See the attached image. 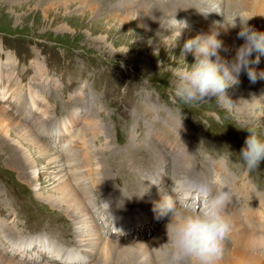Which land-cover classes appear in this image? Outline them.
<instances>
[{
    "label": "rangeland",
    "instance_id": "374dc122",
    "mask_svg": "<svg viewBox=\"0 0 264 264\" xmlns=\"http://www.w3.org/2000/svg\"><path fill=\"white\" fill-rule=\"evenodd\" d=\"M224 2L220 15L184 7L156 26L142 18L148 0H83L72 7L0 0V264H149L154 254L173 264L168 216L154 206L163 192L176 191L178 180L231 193L226 212L231 225L235 219L243 225L238 232L231 227L225 239L236 254L224 264L264 261V248L248 251L254 250L250 244L264 247V160L249 172L239 157L247 127L261 125L264 134V78L253 83L242 71L239 83L228 87L238 94L233 100L229 89L228 99L193 104L170 94L172 68L194 63L191 53L182 57L186 40L220 31L217 38L228 50L219 54L231 60L241 39L239 22L252 17L247 23L260 26L252 0ZM214 16L217 23L210 25ZM173 19L187 22L179 37L182 25L174 27ZM255 68L264 72V55ZM149 147L156 156H145ZM65 152L75 161L73 170L93 173L97 167L95 190L86 180L93 194L88 210L99 231L89 240L99 241L90 245L93 251L78 242L74 208L84 199L81 189L74 182L55 189L53 175ZM27 156L34 174L25 166ZM201 186L192 197L178 185V194L191 196V203L206 190ZM81 209L86 212L87 204ZM156 234L165 250L153 248L152 254L147 240ZM139 241L146 242L143 253L125 250ZM103 243L109 245L106 261Z\"/></svg>",
    "mask_w": 264,
    "mask_h": 264
},
{
    "label": "clouds",
    "instance_id": "9594fccd",
    "mask_svg": "<svg viewBox=\"0 0 264 264\" xmlns=\"http://www.w3.org/2000/svg\"><path fill=\"white\" fill-rule=\"evenodd\" d=\"M239 22L237 37L244 42L235 48L231 60H225L219 54L224 48L217 37L219 31L199 33L184 42L182 57L191 53L194 63L172 68L170 94L172 98L184 104H193L207 100L208 97L228 99L225 90L239 83V75L246 72L253 83L258 75L264 78V72L258 73L255 65L264 55V32L257 31L247 21ZM173 26L187 28L186 21L173 19ZM232 27H236V22ZM225 51L228 49L224 48ZM253 54L255 57L253 58ZM215 57V59H211ZM261 125H252L245 130L248 135L240 149L239 157L247 171L258 169L264 160V134L259 131ZM183 184V181H181ZM184 203L172 192H163L155 203L154 210L160 216H168L165 225L167 246L174 261H189L190 264H218L227 238L231 222L226 212L231 201V193L224 189L215 192L206 189L198 200ZM170 214V215H169Z\"/></svg>",
    "mask_w": 264,
    "mask_h": 264
},
{
    "label": "bare ground",
    "instance_id": "6f19581e",
    "mask_svg": "<svg viewBox=\"0 0 264 264\" xmlns=\"http://www.w3.org/2000/svg\"><path fill=\"white\" fill-rule=\"evenodd\" d=\"M34 1L35 0H27V2H29L30 4L32 2H34ZM39 1L50 2L49 3L50 6L55 5L56 2H59L57 4H60V5L63 4L64 6H68V7H70V6L72 7V5H76V4H79V5L80 4H83V5L86 4V3H83V0H39ZM245 1L246 0H243V2H245ZM226 4L228 5L229 3L224 2V0H148V7L142 13V18L145 19V20H148L149 18H151V19L155 20V25L156 26H160V21L163 20L162 17H165L166 13H169L172 10H175V9L178 10V9H182L184 7H186V8L187 7H195V8L196 7L197 8L204 7L205 11L211 12V13L214 12L216 15H220L218 9H220L222 11L223 7L227 6ZM246 4H247V2H246ZM248 5H249V3H248ZM257 7H259V10L257 11V14L259 16H261V20L262 21H261L259 27L255 26V29L257 31L264 32V0H252L251 9H256ZM161 8H163V9H161ZM230 8H232V7H230ZM164 9H165V11H164ZM215 9H217V10H215ZM232 9H234V8H232ZM91 11H92V8L88 7V11L87 12H91ZM130 17H131V15L129 16V18ZM122 19H126V16H123ZM217 19H218V17H215V19L213 18V20L210 21L211 22L210 25H215L217 23V21H214V20H217ZM147 24H148V22H147ZM227 28H229V26H227ZM133 30H136V28L134 26H133ZM221 33L222 32L219 31V35ZM243 42H244L243 40L239 39L237 47L239 45H241ZM227 89L231 90L230 88H227ZM230 92H231V94H230L231 99H229V100H233V99L237 98L238 94L236 93V91L233 92L231 90ZM239 95H240V93H239ZM241 108H245V105L241 104ZM261 118H263V116L259 117L258 119H254V121H259ZM70 144L72 145V143H70ZM69 147L71 148V146H69ZM149 148H148V153L145 154V156L149 155L151 158L154 155L156 156V153H154L152 151V148L151 147H149ZM171 151H172V149H171ZM62 157H63L62 158L63 161H62V164L60 165L62 167L58 168V170H56L57 173H55L53 175V179H54V181L56 182V185H57V186H55V189L59 190L61 188L69 187L71 185V182H74V185L78 186V188L81 189V194H82L84 199L80 200V201H76L75 204H76L77 207L74 208V211H76V213H78V216L76 218V219H78V227H77V229L80 232V236H79L78 242L82 243V246L84 245L85 248L89 249L90 251H93L92 249H94L96 246H90V245L98 244L99 241H98V239L97 240H92L93 241L92 242L93 244H92L89 240L90 239L99 238V231H97L96 227L92 224V222H94V216L88 210V207L91 205L92 200H93V198H92L93 194H91V189L90 188L88 189L87 187H90L89 185L91 184L92 189L95 190V186H94L95 182L92 180L93 178L91 177L92 176L91 174H93V173H94L93 175L97 174V172H96V168L97 167L96 168H94V167L91 168L94 171L93 173L87 172L86 170L88 168H83L81 170H79V169L78 170H73V168H70L69 165L70 164L74 165L75 161L71 162V156L69 155V153L65 152ZM74 159L77 160L76 158H74ZM50 160L55 162L57 160V157L56 156L52 157ZM76 162L79 163L78 160ZM33 164H34V162L30 158H28V156H27L26 160H25V166L30 170V174H34ZM81 171H83L85 173L83 175H79L77 178L73 177V174H78V173L81 174ZM87 179L90 180V184H86V180ZM181 181H183V180H178V182H179L178 185H179L181 190L182 189H186L183 193H185V194L188 193V194H191L192 197H195V193H192L191 190L196 189V188L200 187L201 185L200 184L196 185V183H194V182L190 183V182H188V180L186 182L183 181V184H182ZM178 185L176 187V191L173 190V193L181 200V203H184L187 200V198H185L184 196H180L178 194V190H179ZM201 188L210 190V188H208L206 185H203V184H202ZM157 199H158L157 201H159L161 199V197L157 198ZM84 203L87 204V210H86V212L82 213L81 212L82 211L81 208L83 207ZM144 210L149 212V210H146V209H144ZM150 214H152V213L150 212ZM121 220H122V218H121ZM122 221L126 222L125 225H127L129 227L136 226L134 224V222H130V221H126V220H122ZM76 222L77 221H75V225H77ZM242 225H243V223H242L241 220L238 221V219H235L234 220V224L231 225V227H233V232H238L239 229L242 227ZM161 233H160V236H161ZM82 234H86V235H82ZM156 235H154L150 239H148L147 243L152 247V249L153 248H155V249L160 248L161 251H164L165 250L164 248L159 247V245L161 246V244H160L159 236L158 235L156 236ZM86 236H87V238H86ZM245 236H246V234H245V231H244L241 234L237 235L236 238L237 239H242V238H245ZM83 237H85L86 239H82ZM162 237H164V236H162ZM255 239H257V238H254L252 240L254 241ZM247 243H250V242H247ZM261 243H264V242H261ZM12 244H16V243H12ZM246 244H244V245H246ZM244 245H242V246H244ZM17 246H22V244H18ZM250 246H252L254 250H248V251H258L259 249L261 250V249L264 248L263 246H260V245H251L250 244ZM132 248L138 249L141 253H143L144 249L146 248V242L139 241L138 244L132 245L130 247H126L125 250L132 249ZM50 250H51L50 253L54 254V250L51 247H50ZM160 250H159V252H160ZM13 251H15V252L17 251V253L19 252L16 248H13ZM108 251H109V245L106 244V243H103V245H102V254L104 255V261H106V259H107ZM147 251H150V250H147ZM152 251L154 252V249L151 250L150 253H152ZM24 253L25 252H23L22 254H24ZM155 253H158V251L155 250ZM235 254H236V252L234 251L232 245L229 244L225 240L223 254H222L219 262L224 264L225 261H228L229 263H231L233 261V258H234L233 256ZM147 255H149V254H147ZM147 255L142 254V258L146 259ZM170 256H171V259L173 261V264H190V262H188L186 260L185 261H174L173 258H172V254H170ZM149 257H151V256H149ZM64 259L72 260L70 258H64ZM149 264H169V262L165 261L162 258H158L154 254L153 257H152V261H150ZM260 264H264V261L261 262Z\"/></svg>",
    "mask_w": 264,
    "mask_h": 264
}]
</instances>
